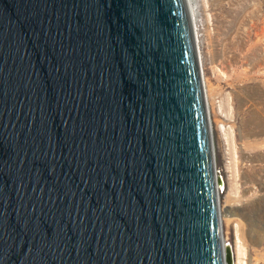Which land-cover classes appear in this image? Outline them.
<instances>
[{
	"label": "water",
	"instance_id": "95a60500",
	"mask_svg": "<svg viewBox=\"0 0 264 264\" xmlns=\"http://www.w3.org/2000/svg\"><path fill=\"white\" fill-rule=\"evenodd\" d=\"M186 0H0V264H231Z\"/></svg>",
	"mask_w": 264,
	"mask_h": 264
},
{
	"label": "rangeland",
	"instance_id": "374dc122",
	"mask_svg": "<svg viewBox=\"0 0 264 264\" xmlns=\"http://www.w3.org/2000/svg\"><path fill=\"white\" fill-rule=\"evenodd\" d=\"M195 5L224 246L264 264V0Z\"/></svg>",
	"mask_w": 264,
	"mask_h": 264
},
{
	"label": "bare ground",
	"instance_id": "6f19581e",
	"mask_svg": "<svg viewBox=\"0 0 264 264\" xmlns=\"http://www.w3.org/2000/svg\"><path fill=\"white\" fill-rule=\"evenodd\" d=\"M187 3V7H188V12H189V17H190V21H191V25H192V29L195 35V40H196V44L197 42V35H196V29H195V0H186ZM197 10V8H196ZM198 14V13H197ZM199 44V43H198ZM199 48L197 47V52ZM199 56V53H198ZM200 64V62H199ZM201 66V65H200ZM201 80H202V84H203V77L201 75ZM203 91H204V96H205V102H206V107H207V113H208V102H207V98H206V94H205V90H204V84H203ZM209 114V113H208ZM216 176V174H215ZM217 177V176H216ZM217 190V189H216ZM218 196V193H217ZM217 213H218V222H219V232H220V237H221V241H222V246H224V240H223V234L221 233V218H220V210H219V204H218V197H217ZM238 232V231H237Z\"/></svg>",
	"mask_w": 264,
	"mask_h": 264
}]
</instances>
